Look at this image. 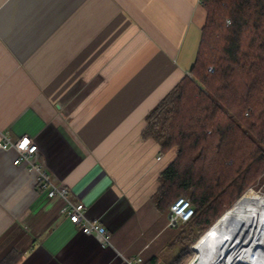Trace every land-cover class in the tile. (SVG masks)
<instances>
[{
    "label": "crops",
    "instance_id": "obj_1",
    "mask_svg": "<svg viewBox=\"0 0 264 264\" xmlns=\"http://www.w3.org/2000/svg\"><path fill=\"white\" fill-rule=\"evenodd\" d=\"M202 0H0V138L29 135L44 162L89 217L111 234L105 247L60 213L35 174L0 149V258L18 264H170L180 227L157 203L175 157L144 138L145 115L191 74ZM160 156V158H158Z\"/></svg>",
    "mask_w": 264,
    "mask_h": 264
},
{
    "label": "trees",
    "instance_id": "obj_2",
    "mask_svg": "<svg viewBox=\"0 0 264 264\" xmlns=\"http://www.w3.org/2000/svg\"><path fill=\"white\" fill-rule=\"evenodd\" d=\"M202 5L206 21L191 74L147 112L142 136L164 152L175 149L160 174L158 205L169 211L178 196L190 198L196 213L182 227L203 230L264 170V0ZM185 235L180 227L178 237ZM189 256L183 250L170 264H186ZM21 257L12 248L0 264H18Z\"/></svg>",
    "mask_w": 264,
    "mask_h": 264
},
{
    "label": "built area",
    "instance_id": "obj_3",
    "mask_svg": "<svg viewBox=\"0 0 264 264\" xmlns=\"http://www.w3.org/2000/svg\"><path fill=\"white\" fill-rule=\"evenodd\" d=\"M210 70H213V68L210 67ZM21 145L24 146L21 147ZM9 148H14L17 151L14 163L25 164L28 170L35 174L38 188L45 191L48 198H61L63 200V205L60 209L62 215L66 216L84 233L96 235L103 246H113L111 234L106 225L99 218L89 217L86 214L85 203L76 197L72 188L62 182L56 174L49 169L47 164L35 160V154L39 148L33 137L23 135L17 139H13L8 134H4L0 138V149ZM158 158H160V156ZM168 213L170 224L172 226H178L180 222L183 223L192 219L196 210L190 198L178 196L171 203ZM193 248L194 256H192L187 264H201V259L198 257L195 250V244ZM230 254L231 253L227 252L224 258L221 256L208 264H250V257H244L248 260L247 262L242 261L244 256L243 253H232L233 256H229ZM124 261L127 264H145L144 258L138 254L130 257L124 256Z\"/></svg>",
    "mask_w": 264,
    "mask_h": 264
},
{
    "label": "bare ground",
    "instance_id": "obj_4",
    "mask_svg": "<svg viewBox=\"0 0 264 264\" xmlns=\"http://www.w3.org/2000/svg\"><path fill=\"white\" fill-rule=\"evenodd\" d=\"M195 250L201 264L227 252L243 253V262L250 257V264H264V196L239 198L197 241Z\"/></svg>",
    "mask_w": 264,
    "mask_h": 264
},
{
    "label": "rangeland",
    "instance_id": "obj_5",
    "mask_svg": "<svg viewBox=\"0 0 264 264\" xmlns=\"http://www.w3.org/2000/svg\"><path fill=\"white\" fill-rule=\"evenodd\" d=\"M260 176L257 178L256 181H254L253 184L249 185L247 190L242 194L243 196H246L247 199H252V198H258L260 197V195L264 196V170L261 172V174H259ZM241 195V196H242ZM241 196L239 198H241ZM242 196V197H243ZM238 198V199H239ZM237 199V200H238ZM236 200V201H237ZM174 201V200H173ZM172 201V202H173ZM235 201V202H236ZM234 202V203H235ZM233 206V205H232ZM231 206V207H232ZM230 208V207H229ZM228 207H226V205L224 206L223 211L220 212L219 215L216 216V219L213 221L212 224L208 225V227H206V229L202 230L201 226H194L192 229L191 227L187 226V224L183 225L182 227V223L180 222L178 224V227H181L182 229H184L185 232V240L183 239L182 245L179 248L180 253L186 250H188L189 254L191 255V257L189 256L188 261L186 262V264L190 261V259L192 258V256H194V248L193 245L197 243V241L199 239L202 238V236H204L205 232L216 222L220 219L221 216L224 215V213H226V211L229 209ZM197 236V239L195 241H190L188 238L193 237V236ZM187 248V249H186Z\"/></svg>",
    "mask_w": 264,
    "mask_h": 264
},
{
    "label": "snow or ice",
    "instance_id": "obj_6",
    "mask_svg": "<svg viewBox=\"0 0 264 264\" xmlns=\"http://www.w3.org/2000/svg\"><path fill=\"white\" fill-rule=\"evenodd\" d=\"M26 143V142H25ZM24 145H21V147H23Z\"/></svg>",
    "mask_w": 264,
    "mask_h": 264
}]
</instances>
